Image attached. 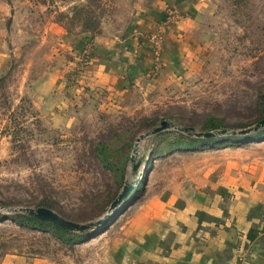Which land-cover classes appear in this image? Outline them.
<instances>
[{"label":"rangeland","instance_id":"1","mask_svg":"<svg viewBox=\"0 0 264 264\" xmlns=\"http://www.w3.org/2000/svg\"><path fill=\"white\" fill-rule=\"evenodd\" d=\"M90 3L0 0V59L6 70L0 73V262L8 254L82 260L101 246H84L83 241L115 238L113 231L159 185L174 187L198 177L264 180V127L254 130L252 124L264 107V0H204L179 59L168 62H174L173 68H166L162 55L154 72H144L143 83L150 85L142 83L131 98L109 99L107 92L85 89L81 80L87 64L81 66L75 58L65 82L53 92L55 99L35 96L31 84L66 62L58 55L53 24L81 33L74 9ZM101 3L106 12L98 16V32L103 23L121 27L120 2ZM209 115L244 127L214 137L236 139L187 148L171 145L173 135H147L164 119L174 127L163 131L185 132L183 123H201ZM171 116L178 120L167 118ZM124 128L140 133L124 171L115 175L100 162L96 144L112 140ZM245 129L252 131L238 134ZM158 139L163 140L156 149ZM131 185L137 190L119 205L122 210L111 225L71 231L69 242L60 233L7 218L21 208H37L47 198L78 223L95 221Z\"/></svg>","mask_w":264,"mask_h":264},{"label":"crops","instance_id":"2","mask_svg":"<svg viewBox=\"0 0 264 264\" xmlns=\"http://www.w3.org/2000/svg\"><path fill=\"white\" fill-rule=\"evenodd\" d=\"M118 2L123 9L121 27L103 23L101 33L93 35L71 33L53 24L58 55L66 57V62L31 84L35 96L47 94L55 99L53 92L65 82L75 58L81 66L87 64L81 80L85 89L107 92L109 99L131 98L152 66L147 35L165 24L163 55L166 68H173L174 62H168L179 59L182 43L192 35L204 7V0ZM89 44L91 57L82 64ZM4 61L0 59V73L6 71ZM113 233L115 238L102 235L83 241L84 246L97 242L101 246L82 260L8 254L0 264H264V180L198 177L174 187L159 185Z\"/></svg>","mask_w":264,"mask_h":264},{"label":"trees","instance_id":"3","mask_svg":"<svg viewBox=\"0 0 264 264\" xmlns=\"http://www.w3.org/2000/svg\"><path fill=\"white\" fill-rule=\"evenodd\" d=\"M97 9H100L99 14L97 13ZM106 12V8L102 7L101 0H91L90 6L86 8L75 7L74 14H75V21L81 22L83 24L82 32L87 34H98V16ZM169 120H178L174 117H167ZM264 119V107L259 112L258 116L256 117L255 121L252 124H258L261 120ZM165 120V119H164ZM163 120V121H164ZM250 125V124H248ZM150 124H146L145 127H149ZM183 128H192L194 129V133H203V132H216L221 130H230L236 128H243V124H228L225 122L224 119L209 115L204 119L201 123L198 122H186L183 123ZM140 131H133L128 128H124L119 131L115 136L112 137V140L108 141H101L96 144V155L99 158L102 165L108 167L110 171L118 175L120 171H124L126 161L130 158L131 149L133 148L135 139ZM193 133V134H194ZM169 135H173V141H171L176 147H196L200 144H206L210 142L222 141V140H233L236 139L237 136H230V137H218V138H198L193 137L190 133L182 132L178 130H171V131H163L158 133L155 138L161 137H169ZM247 138V137H244ZM161 140V141H160ZM163 139H158L159 141L155 148L157 149L158 145L161 144ZM163 150V149H162ZM123 169V170H122ZM137 189H133L129 196H131ZM38 207H47L52 210L57 211L61 214L64 218L75 221L71 219L68 215L64 214L62 210L57 206L56 201L52 199H43L37 204ZM99 213L98 215H100ZM96 215V216H98ZM94 216V217H96ZM2 216L0 215V218ZM92 217V218H94ZM7 218H12L19 224L25 227H33L37 228L42 231H51L53 233H60L61 238L69 242L71 241L70 235L71 231L64 228L63 226L54 223L49 220H44L34 215L24 213V212H14ZM91 219V218H88ZM80 223V222H79ZM88 223V222H87Z\"/></svg>","mask_w":264,"mask_h":264},{"label":"water","instance_id":"4","mask_svg":"<svg viewBox=\"0 0 264 264\" xmlns=\"http://www.w3.org/2000/svg\"><path fill=\"white\" fill-rule=\"evenodd\" d=\"M170 127H174V124L167 120H164L161 122L160 126L154 128L151 132L147 133V135L156 134ZM261 127H264V119L261 120L257 125H255L253 129L257 130ZM182 130L190 134L194 133V129L192 128H182ZM251 131L252 129H245V130L239 131L238 134H247ZM226 133H228L227 130H221V131H216V132L210 131V132L196 133V135L199 137L214 138L218 135H222ZM144 136L145 135L141 136L137 140V142H139ZM132 189H133L132 185L130 187H126L124 192L111 204L109 212L105 216L95 221L88 222V223H78L75 221L68 220L64 218L62 215H60L59 213H57L56 211L50 208H47V207H37V208H27L26 207V208H21L19 211L34 215L44 220L52 221L74 232H84L87 230L99 231L103 228L108 227L116 220V218L119 216L122 210L121 208H119V205L126 203V197L131 193Z\"/></svg>","mask_w":264,"mask_h":264},{"label":"built area","instance_id":"5","mask_svg":"<svg viewBox=\"0 0 264 264\" xmlns=\"http://www.w3.org/2000/svg\"><path fill=\"white\" fill-rule=\"evenodd\" d=\"M171 12L169 10V16ZM171 19H173V14L170 16ZM165 25V24H164ZM164 25H157L153 31H151L148 35L147 38L149 39L151 43V52L153 55V62L152 66L150 68L151 71L154 72L155 69H157L162 61V55H163V50H164V42H165V37H164ZM92 53V46L91 44L87 45L86 48L84 49L82 53V59L81 62L86 63L88 62L89 58L91 57ZM240 258L244 256V254L239 255Z\"/></svg>","mask_w":264,"mask_h":264},{"label":"bare ground","instance_id":"6","mask_svg":"<svg viewBox=\"0 0 264 264\" xmlns=\"http://www.w3.org/2000/svg\"><path fill=\"white\" fill-rule=\"evenodd\" d=\"M139 179V178H138Z\"/></svg>","mask_w":264,"mask_h":264}]
</instances>
